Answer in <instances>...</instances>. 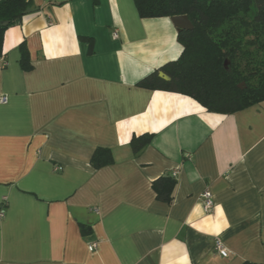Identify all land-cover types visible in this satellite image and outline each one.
Instances as JSON below:
<instances>
[{"label":"crops","instance_id":"0c3cea01","mask_svg":"<svg viewBox=\"0 0 264 264\" xmlns=\"http://www.w3.org/2000/svg\"><path fill=\"white\" fill-rule=\"evenodd\" d=\"M33 7L0 58V264H264V102L220 114L140 87L184 47L171 18L144 19L135 0ZM100 148L113 162L95 168ZM173 173L167 203L152 185Z\"/></svg>","mask_w":264,"mask_h":264},{"label":"trees","instance_id":"16d2710c","mask_svg":"<svg viewBox=\"0 0 264 264\" xmlns=\"http://www.w3.org/2000/svg\"><path fill=\"white\" fill-rule=\"evenodd\" d=\"M144 19L188 16L193 30L179 32L184 51L181 57L165 65L161 71L170 81L154 72L138 85L187 95L209 112L233 114L264 102V0H135ZM35 11L33 0H0V58L3 57L6 31L22 23ZM89 52H93V41ZM21 67L32 68L25 43L20 45ZM229 61L228 67L225 62ZM241 84H244L240 87ZM149 134L134 137L135 153L151 143ZM110 150L97 149L92 165L101 168L111 164ZM157 198L172 202L176 180L162 176L153 182ZM83 232L86 230L83 228ZM243 264H256L245 262Z\"/></svg>","mask_w":264,"mask_h":264},{"label":"built area","instance_id":"2783aa9c","mask_svg":"<svg viewBox=\"0 0 264 264\" xmlns=\"http://www.w3.org/2000/svg\"><path fill=\"white\" fill-rule=\"evenodd\" d=\"M115 37H117V34H114ZM8 103V99L6 96H0V104H7ZM176 173H173V177L176 178ZM202 200H203V208L204 211L206 213H209L213 207H214V200H213V195L209 190H206L203 194H202ZM4 216V210L0 211V217ZM96 249V244H92L89 247V250L91 252H93ZM215 249L216 252L222 256V257H227L228 256V252L226 251V249L223 246V243L220 240L216 241V245H215Z\"/></svg>","mask_w":264,"mask_h":264},{"label":"water","instance_id":"95a60500","mask_svg":"<svg viewBox=\"0 0 264 264\" xmlns=\"http://www.w3.org/2000/svg\"><path fill=\"white\" fill-rule=\"evenodd\" d=\"M174 26L178 29V32L184 31V30H193L194 26L191 23L190 19L188 16H175L171 18ZM8 22L6 21H0V27H6L8 26ZM229 64V61L227 60L225 62V67L227 68ZM160 77L163 78L166 81H170V78L165 76L163 73L160 74ZM241 87V85H240Z\"/></svg>","mask_w":264,"mask_h":264},{"label":"rangeland","instance_id":"374dc122","mask_svg":"<svg viewBox=\"0 0 264 264\" xmlns=\"http://www.w3.org/2000/svg\"><path fill=\"white\" fill-rule=\"evenodd\" d=\"M244 84H241V87L243 86Z\"/></svg>","mask_w":264,"mask_h":264}]
</instances>
